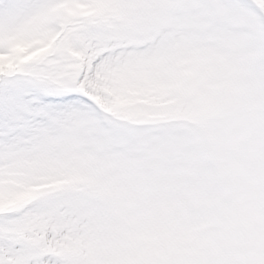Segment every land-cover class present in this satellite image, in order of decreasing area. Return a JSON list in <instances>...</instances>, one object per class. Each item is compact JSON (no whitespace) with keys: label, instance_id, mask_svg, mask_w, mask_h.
Listing matches in <instances>:
<instances>
[{"label":"rangeland","instance_id":"obj_1","mask_svg":"<svg viewBox=\"0 0 264 264\" xmlns=\"http://www.w3.org/2000/svg\"><path fill=\"white\" fill-rule=\"evenodd\" d=\"M0 264H264V0H0Z\"/></svg>","mask_w":264,"mask_h":264},{"label":"trees","instance_id":"obj_2","mask_svg":"<svg viewBox=\"0 0 264 264\" xmlns=\"http://www.w3.org/2000/svg\"><path fill=\"white\" fill-rule=\"evenodd\" d=\"M1 68H2V67H0V69H1ZM0 75H2L1 72H0Z\"/></svg>","mask_w":264,"mask_h":264}]
</instances>
